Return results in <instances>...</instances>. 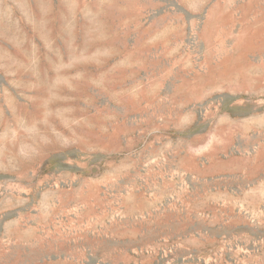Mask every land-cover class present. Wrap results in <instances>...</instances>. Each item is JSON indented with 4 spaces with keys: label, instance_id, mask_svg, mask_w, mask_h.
Listing matches in <instances>:
<instances>
[{
    "label": "rangeland",
    "instance_id": "1",
    "mask_svg": "<svg viewBox=\"0 0 264 264\" xmlns=\"http://www.w3.org/2000/svg\"><path fill=\"white\" fill-rule=\"evenodd\" d=\"M0 264H264V0H0Z\"/></svg>",
    "mask_w": 264,
    "mask_h": 264
}]
</instances>
